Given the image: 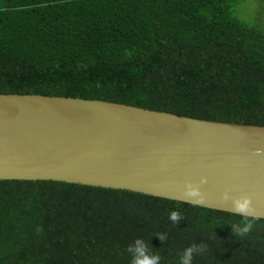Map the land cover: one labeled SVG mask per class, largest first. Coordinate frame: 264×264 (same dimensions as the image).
Wrapping results in <instances>:
<instances>
[{
	"label": "trees",
	"instance_id": "16d2710c",
	"mask_svg": "<svg viewBox=\"0 0 264 264\" xmlns=\"http://www.w3.org/2000/svg\"><path fill=\"white\" fill-rule=\"evenodd\" d=\"M236 3L0 0V94L264 126V21ZM243 219L128 191L0 181V264H130L136 238L160 264H178L192 244L207 245L192 264H264V220L235 236Z\"/></svg>",
	"mask_w": 264,
	"mask_h": 264
},
{
	"label": "water",
	"instance_id": "95a60500",
	"mask_svg": "<svg viewBox=\"0 0 264 264\" xmlns=\"http://www.w3.org/2000/svg\"><path fill=\"white\" fill-rule=\"evenodd\" d=\"M0 181L128 191L239 216L232 201L246 197L253 209L247 217L264 220V126L0 94ZM186 184L202 203L184 197Z\"/></svg>",
	"mask_w": 264,
	"mask_h": 264
},
{
	"label": "clouds",
	"instance_id": "9594fccd",
	"mask_svg": "<svg viewBox=\"0 0 264 264\" xmlns=\"http://www.w3.org/2000/svg\"><path fill=\"white\" fill-rule=\"evenodd\" d=\"M201 182L203 183V180ZM183 195L186 199L196 198V204L202 203V198L200 197L198 189L191 184L185 185ZM224 198L227 199L226 193ZM250 204V200L246 197L232 201L233 211L235 213L241 214L244 217L240 223L231 226V232H233L235 236L242 237L253 227V221L255 218H253V220H249L247 218V215L253 211ZM168 218L173 223H176L182 218V215L178 211H171ZM156 238H158L160 242H163L166 239V236L164 234H158ZM151 249L152 247L150 246L149 242L146 243L143 239L136 238L126 247L125 251L129 254L130 264H160V256ZM206 252V244H192L183 249L182 253L180 254L178 264H192L194 253L201 255Z\"/></svg>",
	"mask_w": 264,
	"mask_h": 264
},
{
	"label": "rangeland",
	"instance_id": "374dc122",
	"mask_svg": "<svg viewBox=\"0 0 264 264\" xmlns=\"http://www.w3.org/2000/svg\"><path fill=\"white\" fill-rule=\"evenodd\" d=\"M246 2L244 3V0H237V5L235 8L237 7H243L244 8V4L248 5L251 3L252 6L246 8L247 9V13L245 11V13L239 12V15H241L242 18H244L245 20L249 18V20H256L259 23H262L264 21V0H261L259 4H257V0H245ZM256 4V5H255ZM259 5V9H256V6ZM248 20V21H249ZM244 22V20H242ZM247 24H249L250 22H245ZM250 25V24H249Z\"/></svg>",
	"mask_w": 264,
	"mask_h": 264
}]
</instances>
